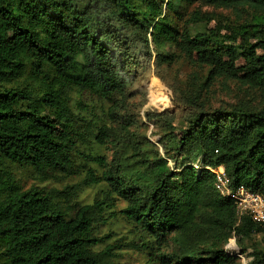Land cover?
I'll return each mask as SVG.
<instances>
[{"label":"trees","instance_id":"1","mask_svg":"<svg viewBox=\"0 0 264 264\" xmlns=\"http://www.w3.org/2000/svg\"><path fill=\"white\" fill-rule=\"evenodd\" d=\"M195 4L246 20L233 26ZM149 34L155 48L176 51L153 57ZM177 54L207 66L206 83L241 73L243 84L264 87V0H0V264H110L129 249L159 264H232L228 239L264 232V222L238 217L208 170L223 166L232 189L264 199V105L213 109L197 93L178 106L181 129L167 111L146 113L164 124L162 153L136 130L134 82ZM55 122L65 129L54 133ZM12 167L42 182L82 179L24 190ZM88 186L98 187L92 203L72 200ZM116 201L129 228L99 235ZM251 248L250 264H264V250Z\"/></svg>","mask_w":264,"mask_h":264},{"label":"rangeland","instance_id":"2","mask_svg":"<svg viewBox=\"0 0 264 264\" xmlns=\"http://www.w3.org/2000/svg\"><path fill=\"white\" fill-rule=\"evenodd\" d=\"M165 4L166 1L164 0ZM198 7L203 12H213L217 15L219 21L238 26L244 22L245 18H238L236 13L231 9H220L214 7H206L200 5H193L191 9ZM167 12V11H166ZM169 14V12H167ZM245 14H243V17ZM175 15L170 14L173 25L179 26L180 22L174 19ZM225 25V24H224ZM214 27V22L209 24H200L193 27V31H204ZM225 30H223L224 32ZM150 47L155 52L162 51L164 53H173L176 50L164 44L160 48H155V44L149 34ZM242 65L239 63L238 66ZM209 68L197 64L193 59L186 58L177 54L175 59L170 62L157 67L151 64L150 68L142 71L138 79L134 82L132 87L133 97L129 100L131 113L138 118L139 126L136 127L138 134H145L149 141L155 144L161 151V145L158 143L164 132V124L159 119L147 120L146 113H161L167 111L174 115L172 124L181 129L182 120L184 119L183 110L178 106L187 97H193L197 94L204 101L205 106L213 109L227 108L231 104L240 102L247 103L252 106L264 105V87H250L243 84L240 80L241 73L235 78H225L224 76L215 77L206 83ZM159 84V88L158 85ZM151 85L155 88L151 94ZM70 96L76 98L75 92H70ZM52 118H54L52 116ZM65 129V125L61 122H55V130ZM177 133V131H175ZM104 151V150H102ZM107 158L110 157V151H104ZM162 153V151H161ZM169 165H175V161H169ZM12 173L17 183L22 186L24 190L31 186L38 185L39 187L51 191L53 189H62L65 185L76 186L81 182L82 175H76L64 179H49L42 182L35 173L30 169H22L19 167H12ZM98 187H79L75 189L72 200L80 204H89L97 197ZM64 200V199H63ZM61 204L65 207V203ZM125 206L123 201H116L114 207L109 211H104V220L99 223L97 230L99 235H105L110 231H115L119 235H124L129 226L119 216L118 211ZM116 236V237H118ZM252 246H257L264 250V232L253 234L249 239H237L231 237L225 243L223 249L227 255L233 258L232 264H250L253 261ZM116 256L111 258L110 264H159L157 261H152L146 252L138 251L136 249L116 251Z\"/></svg>","mask_w":264,"mask_h":264},{"label":"built area","instance_id":"3","mask_svg":"<svg viewBox=\"0 0 264 264\" xmlns=\"http://www.w3.org/2000/svg\"><path fill=\"white\" fill-rule=\"evenodd\" d=\"M192 166L196 169L201 168L197 164H192ZM208 170L214 174L215 190L221 197L228 198L234 202L238 217L247 214L256 223L264 222V199L259 193L243 186L232 189L223 166L208 167Z\"/></svg>","mask_w":264,"mask_h":264}]
</instances>
